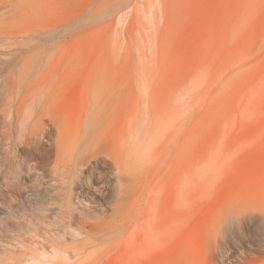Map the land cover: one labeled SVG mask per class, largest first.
<instances>
[{"label": "rangeland", "instance_id": "1", "mask_svg": "<svg viewBox=\"0 0 264 264\" xmlns=\"http://www.w3.org/2000/svg\"><path fill=\"white\" fill-rule=\"evenodd\" d=\"M23 4L0 35L50 30L53 49L15 72L44 105L16 147L0 66V264H264V0L43 1L50 25ZM122 171L137 184L116 212Z\"/></svg>", "mask_w": 264, "mask_h": 264}, {"label": "bare ground", "instance_id": "2", "mask_svg": "<svg viewBox=\"0 0 264 264\" xmlns=\"http://www.w3.org/2000/svg\"><path fill=\"white\" fill-rule=\"evenodd\" d=\"M43 1L44 3L50 2V0H0V15H6L7 13L14 15V13H16L19 8H23V3H25L29 7L27 8L28 10L26 13H28L30 18L40 16L44 12L45 23L47 25H50L49 22L51 21L52 16L51 6L50 4H48L46 8L42 10L41 4H43ZM49 31L45 33L43 38L37 37V35H34L33 32L26 33L24 35H17L15 33L8 34L6 36L0 35V46L6 49V51H0V66L2 65V68L7 70L6 79L4 81L1 80L3 82L2 86L3 88H5V91L2 90L1 92V101L3 107L2 114L4 116V126L1 129V136L3 137V140H8L10 143H12L14 147H16L17 145V143L14 144V142L16 140L18 142V140H20L22 136V138H24V133L26 141L28 142L30 140L29 135L31 131H33L38 118L40 119L41 116H44L43 102H41L40 100L38 102L36 99H26L24 95H21L20 80L18 79L20 78V74L18 73V75L16 76L15 72L17 70H20L19 66H22V63H30L31 61L35 63L42 60L46 54L47 56L51 55V50L53 49V36ZM80 147L81 146H79L78 148ZM84 152L86 151L80 149L79 154L76 157V161L78 163L85 162L87 160V158L83 155ZM83 164H90V160H87L86 163ZM73 166L75 167V162L73 163L72 161H70L67 166L60 170L61 179H63L65 183H69L70 181H72L71 178L74 177V174L72 173ZM85 168L86 167L84 166V168L82 167L78 169L77 173L75 174H78L79 176L83 175L86 171ZM113 182L112 194L115 201L113 210L118 212L122 207H125V204L127 203L126 201L135 190L137 182L134 174L127 171L119 172ZM79 218L80 217H78L76 214L71 213L69 217V223L66 225V228L63 229L62 235L66 239L75 241V244L77 242L76 245L79 247L76 246L72 248L71 246H68V243L64 245H52V250L54 252L53 254L60 253L61 255V253L63 252H65V254H69V250L71 248L75 253H73L75 255L74 257H76V255H82L81 253H85V255L88 254V244L85 241H80L79 239V237L83 235L84 230H86L85 228L87 227V225L81 223L82 221H80ZM129 227L130 225L128 224L123 229L126 231L129 229ZM40 235L41 237H43L42 234ZM42 239L47 240L45 237H43ZM42 247L43 251L41 253H43V255L41 253L40 254L44 257V254L47 255L46 253L49 252H46L47 249L43 243ZM89 252H91V250H89ZM46 261H48V259ZM47 263L48 262H46V264Z\"/></svg>", "mask_w": 264, "mask_h": 264}]
</instances>
